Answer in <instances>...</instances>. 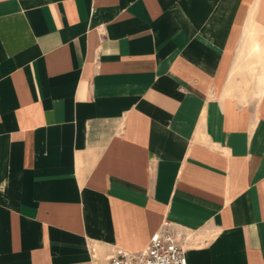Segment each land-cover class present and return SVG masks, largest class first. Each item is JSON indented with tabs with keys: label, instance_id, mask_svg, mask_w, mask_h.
Instances as JSON below:
<instances>
[{
	"label": "crops",
	"instance_id": "obj_1",
	"mask_svg": "<svg viewBox=\"0 0 264 264\" xmlns=\"http://www.w3.org/2000/svg\"><path fill=\"white\" fill-rule=\"evenodd\" d=\"M166 219L188 264H264V0H0V264Z\"/></svg>",
	"mask_w": 264,
	"mask_h": 264
},
{
	"label": "built area",
	"instance_id": "obj_2",
	"mask_svg": "<svg viewBox=\"0 0 264 264\" xmlns=\"http://www.w3.org/2000/svg\"><path fill=\"white\" fill-rule=\"evenodd\" d=\"M189 246L190 235L166 219L144 249L115 247L106 256V264H188Z\"/></svg>",
	"mask_w": 264,
	"mask_h": 264
}]
</instances>
